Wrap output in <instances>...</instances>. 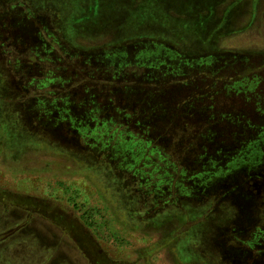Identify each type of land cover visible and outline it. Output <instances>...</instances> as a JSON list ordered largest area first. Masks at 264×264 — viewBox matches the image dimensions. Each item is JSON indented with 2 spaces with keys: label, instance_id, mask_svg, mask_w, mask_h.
<instances>
[{
  "label": "rangeland",
  "instance_id": "374dc122",
  "mask_svg": "<svg viewBox=\"0 0 264 264\" xmlns=\"http://www.w3.org/2000/svg\"><path fill=\"white\" fill-rule=\"evenodd\" d=\"M0 1V264H264L259 212L181 173L264 130V0ZM173 27L188 55L130 40ZM118 137L149 181L89 152Z\"/></svg>",
  "mask_w": 264,
  "mask_h": 264
},
{
  "label": "trees",
  "instance_id": "16d2710c",
  "mask_svg": "<svg viewBox=\"0 0 264 264\" xmlns=\"http://www.w3.org/2000/svg\"><path fill=\"white\" fill-rule=\"evenodd\" d=\"M0 4H2L1 6H3L4 3L0 1ZM143 6L146 5L142 3L141 7ZM149 8L150 9L152 8V10L156 12L155 5L152 4L151 7L149 4ZM155 15L156 14L150 17L154 19L156 17ZM139 18L141 20L143 19L142 16H140ZM139 18L137 17L135 19L139 20ZM42 23L45 28V31L49 35H51L52 30L50 23H48L47 20H44ZM196 23L197 21L194 22V24ZM179 24L180 23H177L176 26H179ZM168 30L170 32H167V34H165L166 36L162 35V33L152 35L149 32H147L141 35L134 36L130 40H133V42H145V43L149 42V44L154 43V45L156 46L158 45L160 47H166V43H171L175 45V47H177L178 45L182 47L181 44H179L180 41H182L184 44H188L191 42L188 39L190 35L173 33V31H177L178 28L173 27ZM59 32L62 33V30L59 29ZM126 41H128V39L125 40L124 42ZM177 49L179 50V52L188 55L179 47H177ZM123 81L127 82L129 85L133 84L127 78H124ZM242 85L245 84L239 82L236 83L234 87H239ZM234 87L233 90L235 89ZM2 92H3V87L0 86V96L3 95ZM0 99L4 100L3 96ZM10 99H14V97ZM9 103L10 101L8 102V104ZM30 104L31 103L26 102L25 106ZM10 106L12 107L13 110L14 109L17 110V108L19 107V105L14 103H11ZM11 118L12 117H10V121L13 122ZM26 119L27 118L24 117L21 120L23 122L26 121ZM3 122H5V120ZM104 132L105 134H111L110 138H113L114 134L117 133L115 130H113L111 133L110 130H105ZM93 138L95 140H98L101 137H99L98 135L96 136L95 134ZM153 141L154 139L153 140L149 139L146 145L151 146ZM138 143L139 142L125 140L123 138L120 139L118 137L115 141L109 140V141H101V142L95 141L93 143L89 142L88 149L93 156H96L98 158L102 157L106 160L108 166H110L111 173L115 175H120L118 174L120 171L117 170L119 163H114L115 160L117 159L116 154H120L129 161L128 165L127 164L124 165L123 163H121V165L124 166L126 171L133 173L134 174L133 176L140 175V180L149 181L150 177L146 176L142 169L138 171L136 169L137 163L141 158L140 154L143 152L142 147H140V144ZM181 150L183 149L180 148V150L177 152L178 156H180ZM208 162L210 163L205 164L204 162L202 165H199L198 168H192L191 166L183 168L181 173L187 175L189 174V176L192 178V182L197 186L198 190L205 189L210 193L211 192L215 193L217 192V190L227 192L231 196L227 198L229 202H227V200L225 201L226 202L225 205H230L227 209L228 211L239 212V207L236 204H237V199H240L243 200L244 202H248L249 204H251V209H254L257 212H259L260 219L264 221V130L260 132V134L257 137V140H253L248 145L247 149L240 151L238 155H236V157H234L232 160H228L222 165L220 164L218 165L216 164V162H212V161H208ZM133 180L134 177H131L129 181L125 182V186H127L126 188L129 191L132 188ZM160 180H161L160 182L165 181V179H160ZM156 184L157 186L155 187V189H158L159 182H157ZM174 185L179 188L178 183L175 182ZM180 188L184 196H187L188 193H190V190H192L191 187L189 188L180 187Z\"/></svg>",
  "mask_w": 264,
  "mask_h": 264
}]
</instances>
